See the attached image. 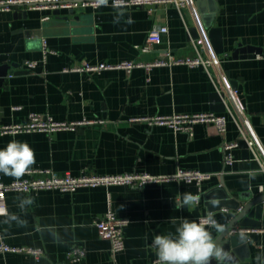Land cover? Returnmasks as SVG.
<instances>
[{
  "label": "crops",
  "instance_id": "crops-1",
  "mask_svg": "<svg viewBox=\"0 0 264 264\" xmlns=\"http://www.w3.org/2000/svg\"><path fill=\"white\" fill-rule=\"evenodd\" d=\"M8 1L16 0H0ZM214 2L193 0L180 10L171 5L127 8L119 23H114L110 6L78 8L69 27L49 28L46 37L40 34V25L51 16L50 8L0 10V66H18L0 84V129L23 125L29 115L56 122H94L75 131L0 132V149L13 139L27 142L36 155L31 169L73 177L83 173L168 176L178 169L210 175L200 188L171 182L142 188H81L72 194L7 193V212L18 220L0 216V241L40 255L8 253L0 255V264H152L157 259L151 247L153 237L175 232L170 218L198 220L212 212L218 221L228 223L233 198L260 193L264 187L260 169V163L264 164V57L234 60L231 54L239 44L264 50V0ZM23 12L26 20L16 17ZM128 16L133 23L126 22ZM206 25L221 30L224 51L216 56L209 42L217 64L207 69L180 65L149 71L135 68L130 73L72 71L86 65L152 63L166 52L176 59L198 54L207 58L208 46L201 38ZM155 27H166L167 34L160 46L144 52L146 36ZM190 29L198 39L192 38ZM28 62L37 66L29 70ZM223 79L242 105L259 150L256 156L250 152L247 159L239 148L233 150L230 167L223 165L222 148L241 140L234 113L211 110L215 105L211 95L223 88ZM200 113L224 114L225 133L209 124H195L188 137L164 126L133 121ZM0 175L4 183L15 181ZM185 192L199 194V204L176 209L175 198ZM27 197L34 202L22 210L18 205ZM212 200H218L219 206L214 208ZM108 211L128 221L123 229L124 248L115 256L95 228ZM245 233L248 242L242 245L239 264H264V229ZM74 247L85 251L80 261L67 257Z\"/></svg>",
  "mask_w": 264,
  "mask_h": 264
},
{
  "label": "built area",
  "instance_id": "built-area-1",
  "mask_svg": "<svg viewBox=\"0 0 264 264\" xmlns=\"http://www.w3.org/2000/svg\"><path fill=\"white\" fill-rule=\"evenodd\" d=\"M218 3L220 0H214ZM111 4V0H109ZM193 0H128L127 8H141L144 6L171 5L180 10L186 6L192 5ZM34 5L35 8H50L51 10H74L78 8L98 9L94 6V0H16L8 2H0V10H8L14 5ZM167 34L166 27H155L149 31L143 46L144 52H151L155 47L162 44V38ZM201 38L207 44V58H203L199 54L196 57L176 59L170 52L161 54V56L152 63L141 64L132 62H122L118 65H94L76 68L75 72H101L105 70H124L130 73L135 68H142L147 71L153 68L186 66L189 68L202 67L207 69L211 65H216L217 60L213 55V51L209 45L206 33ZM46 54V53H45ZM44 54V55H45ZM37 66L35 62L26 63L29 70H33ZM217 93H222L228 104H225L226 112H233L234 122L236 123L241 135L240 141H245L249 151L256 156L258 145L253 135L250 124L244 114L242 105L235 99L229 83L223 79V88L218 89ZM232 114V113H231ZM134 122H147L149 126H164L172 133H183L188 137L192 135V129L195 124L212 125L218 133H225L227 126V117L224 114L200 113L192 115H172L169 117H152L147 119H136ZM94 124L90 121L81 122H56L52 119H41L36 115H29L27 123L13 127H3L1 133H18V132H43L50 133L53 131H75L77 127ZM238 141L225 143L223 145V165L230 167L233 164V150L238 148ZM260 169L264 173V164L260 163ZM210 179V175L200 173L199 171H187L178 169L174 174L168 176H152L147 173H127L119 175H89L83 173L76 177L71 175H57L51 170L46 169H30L19 181L4 183L0 175V209H6L7 193H34L39 191H56L59 193L72 194L81 188H97L109 186H129L142 188L150 184H164L171 182H182L185 184L195 185L197 188L203 182ZM263 191V186L259 189ZM199 195V194H198ZM200 196V195H199ZM3 216V215H0ZM201 218V217H200ZM126 219L116 217L111 211H108L103 219L95 222V228L102 240L108 241L111 245V255L115 256L124 248L123 229L127 226ZM27 254L34 257L40 255L39 251L32 249H17L7 246L0 241V255L4 254ZM85 256L84 249L80 247L72 248L67 257L71 261H80ZM154 264V262L152 263Z\"/></svg>",
  "mask_w": 264,
  "mask_h": 264
},
{
  "label": "clouds",
  "instance_id": "clouds-1",
  "mask_svg": "<svg viewBox=\"0 0 264 264\" xmlns=\"http://www.w3.org/2000/svg\"><path fill=\"white\" fill-rule=\"evenodd\" d=\"M94 6L111 7L114 10V23H119L126 16L128 0H94ZM127 23L134 21L130 16ZM36 163L34 149L27 143L11 140L6 147L0 149V174L19 181ZM34 198L27 197L20 200L19 207L23 210L31 205ZM199 195L185 192L175 198V208L182 209L187 206L199 204ZM212 206L218 207V200L209 201ZM0 215H5L9 220H18L15 214H9L7 209H0ZM170 223L176 225L175 232L155 235L151 247L155 249L157 259L154 264H239V260L230 249L225 250L220 241V236L229 232L227 222L218 221L212 212L197 219L170 218ZM5 222H8L7 220ZM214 230L217 236H213ZM240 243L248 242L244 230L236 233Z\"/></svg>",
  "mask_w": 264,
  "mask_h": 264
},
{
  "label": "water",
  "instance_id": "water-1",
  "mask_svg": "<svg viewBox=\"0 0 264 264\" xmlns=\"http://www.w3.org/2000/svg\"><path fill=\"white\" fill-rule=\"evenodd\" d=\"M214 2V0H208ZM215 3V2H214ZM34 5H14L11 6L13 8L19 7H33ZM68 14L63 16L61 14V10H52L51 16L49 18H44L41 22V35L42 37L47 36V31L49 28L59 27L65 28L69 27L70 17L73 15V10H67ZM213 11V10H212ZM17 18H21L26 20L27 13H22L19 15L16 14ZM74 21H77L78 18L74 17ZM205 30L207 33L208 40L211 44V47L216 56L223 54V44L221 38V30L218 28H211L209 25L205 26ZM189 33L191 34L194 40L198 39L197 34L194 29H190ZM196 34V35H195ZM254 55L263 56L264 50L256 47H243L242 45H237L235 50L231 54V58L234 60L237 59H250ZM17 65H2L0 66V84L4 81L5 78L12 76L14 74L15 69H17ZM211 101L215 104L212 107L213 112L224 113L226 111L225 104H229L226 101L225 96L222 93L214 92L211 95ZM238 148L242 151L243 156L247 159L249 158L250 151L245 143V141H239ZM231 198V197H228ZM232 211V216L228 222L229 224V232L222 236H220V241L224 242L223 246L225 250L230 249L238 259L240 258V250L243 249L242 245L245 243H240L237 238L235 232H239L240 230L244 231H257L260 229H264V187L263 191L259 194H251V193H241L237 196V198H233L232 205L229 207ZM212 264H216L215 261H212Z\"/></svg>",
  "mask_w": 264,
  "mask_h": 264
}]
</instances>
